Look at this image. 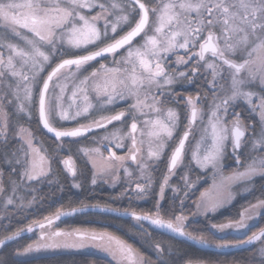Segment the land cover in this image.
Wrapping results in <instances>:
<instances>
[{"label":"snow or ice","instance_id":"obj_1","mask_svg":"<svg viewBox=\"0 0 264 264\" xmlns=\"http://www.w3.org/2000/svg\"><path fill=\"white\" fill-rule=\"evenodd\" d=\"M205 176L212 183L196 195ZM85 182L119 185L114 199L128 206L81 203L11 230L45 186L63 193ZM257 190L238 218L214 222ZM149 199L152 209L133 207ZM86 212L130 219L151 255L106 230L56 226ZM199 218L209 223L197 232ZM257 218L264 224V0H0V219L9 221L0 253L91 247L107 264H203L153 241L154 230L201 248L252 249L248 264H264Z\"/></svg>","mask_w":264,"mask_h":264},{"label":"trees","instance_id":"obj_2","mask_svg":"<svg viewBox=\"0 0 264 264\" xmlns=\"http://www.w3.org/2000/svg\"><path fill=\"white\" fill-rule=\"evenodd\" d=\"M88 144V141L82 140L81 145ZM45 146H53L51 141H47ZM74 146L73 151L76 147ZM78 160V158L74 157ZM77 162V161H76ZM82 164V163H80ZM232 165V163H231ZM234 167V165H232ZM58 168L62 169L61 165H57ZM90 180V173H89ZM206 182H201L198 185V188L204 186ZM260 180L257 178L256 186L259 188ZM65 190L63 193H60L55 188L44 187L43 190L39 193L36 204L33 208L29 209L27 213L22 214L18 219L12 220L10 223L11 230H15L18 227H26L32 221L43 220L45 216L52 215L56 212L57 208L65 209L67 207L77 206L81 203L85 204H100V205H110L112 207L124 208L128 206V200L125 199H114L116 195L120 192V186L115 188L104 185L101 188L96 189L95 191L91 190L90 182H85L83 190L71 189L69 190V185L65 184ZM257 196H259V191L250 195L244 194L239 195L235 198L232 205L226 209H222L219 214L214 217V222H223L229 218H238V213L241 211L248 201H256ZM43 198L41 200L40 198ZM133 207L137 211H148L154 207L152 200L139 201L133 204ZM254 229H258L264 224L261 223L260 218L254 222ZM9 224L8 220H0V232L3 231V225ZM56 226L63 228H74V227H83V228H98L109 231L117 236L122 237L128 243H131L134 247L139 249L143 254L151 255L150 250L147 245H145L139 236L137 235V230L132 227V222L129 220L122 219L115 214L111 213H100V212H86L83 214L65 217L62 221H57ZM195 229L197 232L205 230V227L200 223L196 225ZM37 230L35 229L34 233L24 234L20 238L18 244L23 246L27 243L38 238ZM190 230L192 228L190 227ZM159 240L167 246L171 243L175 247H179L181 252L185 254V258H191L194 260H200L203 264H248L250 260L252 249H234L229 251H215L209 249H203L197 247L196 245L186 242V241H170L166 235H162L153 230V241ZM16 244H12L2 253H0V258L8 257L9 259H21L27 260L28 264H107L109 259L100 254H95L93 252L87 251H61V252H44L36 254L32 257H20L16 258L14 256H9L15 248Z\"/></svg>","mask_w":264,"mask_h":264},{"label":"rangeland","instance_id":"obj_3","mask_svg":"<svg viewBox=\"0 0 264 264\" xmlns=\"http://www.w3.org/2000/svg\"><path fill=\"white\" fill-rule=\"evenodd\" d=\"M109 59H111V58H109ZM94 66H96V67H98L99 65L98 64H94ZM91 69H89V71H90ZM177 91H180V89H179V87L177 88ZM119 109L117 108L116 109V111H118ZM114 114V113H113ZM113 124L116 126V127H120L121 125L119 124V122H113ZM112 125H109V130H111L112 129ZM99 132H100V134H102V130H98ZM85 145H87V144H85ZM80 146H83V145H80ZM114 151H116L117 152V154L118 155H122L123 154V151L122 150H119V149H113ZM67 153H64V155H66ZM105 155H107V153H105ZM165 160H166V158H165ZM76 161H77V164H80V163H82V161H80L79 159L77 160L76 159ZM231 163H232V165H234V161H232V160H227L226 161V165H227V167H225V170H224V172H225V175H227L231 170H232V168H233V166L231 165ZM62 166V168H63V165H61ZM91 166L89 165V168H90ZM165 168V164H161L160 165V170L162 171L163 169ZM192 178L193 179H195L196 178V176H195V174H193V176H192ZM178 179V177H174L173 178V182H175L176 180ZM204 181H206V184L204 185V186H202V187H200V188H198V191H197V193H196V195H199V190H203L204 188H207L211 183H212V180H211V178H210V176H205V178H204V180H202L201 182H204ZM200 182V183H201ZM108 186V185H107ZM117 186H119V185H117ZM121 191V190H120ZM237 196H239V195H237ZM236 196V197H237ZM255 202V201H254ZM253 202V203H254ZM246 206V205H245ZM165 207H168V205L166 204L165 205ZM67 208H70V207H67ZM66 209V208H65ZM241 210H242V208H241ZM55 213V212H54ZM53 213V214H54ZM52 214V215H53ZM63 219V218H62ZM201 221H202V225L205 227V225H207L209 222L208 221H203V218H199ZM1 220V219H0ZM227 220H225V221H223V222H226ZM60 229H62V230H71V229H74V228H83V227H74V228H63V227H60V226H58ZM194 227H196V226H194ZM86 229H89V230H96V231H105L104 229L102 230V229H98V228H86ZM253 230V229H252ZM254 230H258V229H254ZM250 234V233H249ZM37 236H39V230H37ZM61 251H87V252H93V253H95V254H100V255H102V256H105V257H107L104 253H102V252H99V251H97L96 249H94V248H91V247H89V248H86V249H82V250H77V249H57V250H47V251H42V252H39V253H34V254H32L31 256H28V257H32V256H34V255H38V254H40V253H44V252H46V253H48V252H61ZM108 258V257H107ZM108 259H110V258H108Z\"/></svg>","mask_w":264,"mask_h":264},{"label":"water","instance_id":"obj_4","mask_svg":"<svg viewBox=\"0 0 264 264\" xmlns=\"http://www.w3.org/2000/svg\"><path fill=\"white\" fill-rule=\"evenodd\" d=\"M102 206V205H101ZM26 234V233H25ZM191 243V242H190ZM197 246V245H196ZM197 247H199V246H197ZM201 248V247H200ZM203 249H209V250H215V251H217L216 249H214V248H203ZM229 250H234V249H229ZM229 250H225V251H229Z\"/></svg>","mask_w":264,"mask_h":264}]
</instances>
